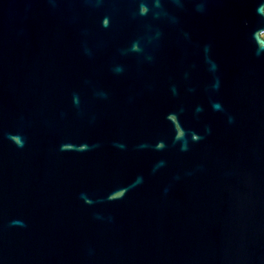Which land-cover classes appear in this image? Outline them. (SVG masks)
Masks as SVG:
<instances>
[{
    "label": "water",
    "instance_id": "95a60500",
    "mask_svg": "<svg viewBox=\"0 0 264 264\" xmlns=\"http://www.w3.org/2000/svg\"><path fill=\"white\" fill-rule=\"evenodd\" d=\"M264 0H0V264H264Z\"/></svg>",
    "mask_w": 264,
    "mask_h": 264
},
{
    "label": "rangeland",
    "instance_id": "374dc122",
    "mask_svg": "<svg viewBox=\"0 0 264 264\" xmlns=\"http://www.w3.org/2000/svg\"><path fill=\"white\" fill-rule=\"evenodd\" d=\"M262 36H263V38H264V34H263Z\"/></svg>",
    "mask_w": 264,
    "mask_h": 264
}]
</instances>
